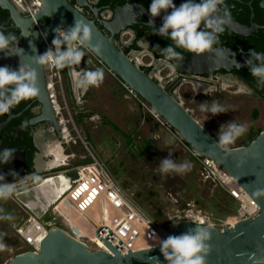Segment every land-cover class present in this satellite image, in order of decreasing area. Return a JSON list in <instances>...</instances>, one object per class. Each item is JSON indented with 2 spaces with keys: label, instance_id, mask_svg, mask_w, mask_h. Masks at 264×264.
I'll return each instance as SVG.
<instances>
[{
  "label": "water",
  "instance_id": "1",
  "mask_svg": "<svg viewBox=\"0 0 264 264\" xmlns=\"http://www.w3.org/2000/svg\"><path fill=\"white\" fill-rule=\"evenodd\" d=\"M40 1L41 6L37 10L31 8V16L29 10L14 0H0V7L10 13L15 27L21 30L24 38L23 42L14 43L9 51H0V67L6 66L18 71L20 65H30L36 70L39 88L36 97L43 107L41 116L33 122H50L57 130L61 126L59 104L47 82L45 65L36 64L34 57L43 54L51 46L57 27L67 30L75 25V20H83L92 28V43L102 41L101 52L94 54L104 66L142 97L193 152L200 157L214 159L228 171L259 205L260 211L255 217L242 220L234 226L204 225L211 233V239L208 241L211 250L206 257V264H264V129L249 145L229 148L230 152L224 151L216 145L217 138L190 113L179 97L148 75L118 48L112 38L107 37L68 0ZM44 17L50 19L48 24L42 23ZM83 58L80 65L68 69L74 98L78 93L76 73H81L84 67L90 70L97 66L90 59ZM4 125L6 124L0 125V129ZM3 151L0 143V153ZM53 168L40 166L33 176ZM0 175L4 177L0 184L14 183V187L32 176L28 174L23 153L13 154L6 163L0 162ZM194 227V223L180 222L169 229V235H180ZM103 242L110 252L104 249L90 250L84 242L74 238L63 228L54 226L49 228L38 252L19 253L5 264H157V259L159 264H167L160 252V246L124 252L108 239Z\"/></svg>",
  "mask_w": 264,
  "mask_h": 264
},
{
  "label": "rangeland",
  "instance_id": "2",
  "mask_svg": "<svg viewBox=\"0 0 264 264\" xmlns=\"http://www.w3.org/2000/svg\"><path fill=\"white\" fill-rule=\"evenodd\" d=\"M98 68L104 71V81L98 88L93 86L87 89L81 105L70 96L72 86L65 77L64 94L58 89L56 91L57 102L61 107L60 118L64 120V127L69 132L66 144L60 145L65 154L76 153V157L69 158L68 163L74 166L79 160H83L79 163L92 161L80 142H69V139H76L80 133L87 137L94 155L106 165L125 192L155 221L167 226L173 225L179 222L182 214L189 209H197L216 226L225 225L235 215L238 202L209 179L204 178L199 162L175 130L164 124L163 119L145 113L136 100L123 97L126 92L118 84L117 77L107 67L98 65ZM48 71L51 74L49 67ZM210 90L213 88H209ZM229 90L230 92L211 91L201 94L186 83L178 93L185 107L217 140L219 131L226 130L229 121L247 124V132L229 145V148H233L242 146L251 134H257L264 129V102L246 94L243 86L238 90ZM213 102L225 106L228 111L213 116L210 112L200 110L201 103L210 106ZM65 107L66 109H63ZM255 112H258V115ZM104 120L114 123L119 130H115ZM154 134L159 138H154ZM147 140H153L154 148L140 156ZM169 152L176 163L190 161L191 171L184 175H162L159 163L169 156ZM53 158L52 154L47 155L48 160ZM64 169L65 167H61L53 172ZM45 175L41 174L14 187L9 197L0 198V243L5 245V248L0 250L3 264L26 250L14 230V226L22 224L27 216L16 193L25 185L32 186ZM9 216L11 219L3 218ZM51 220L50 214L40 219L43 223ZM230 221L235 222L234 219ZM57 223L60 224L59 219Z\"/></svg>",
  "mask_w": 264,
  "mask_h": 264
},
{
  "label": "flooded vegetation",
  "instance_id": "3",
  "mask_svg": "<svg viewBox=\"0 0 264 264\" xmlns=\"http://www.w3.org/2000/svg\"><path fill=\"white\" fill-rule=\"evenodd\" d=\"M68 1L82 15L93 21L107 37L112 38L118 48L148 75L177 97H179L178 91L186 83L201 94L211 91L230 92V88L238 90L240 86L244 88L246 86V94H248L247 89H251L249 95L264 102V88L257 87L249 67L244 63L245 59L249 57L250 49L264 52V0H225V6L231 13L232 22L220 34V43L214 45V48L222 50L223 54L217 56L213 51L196 55L177 49L183 53L184 58L174 73L165 66L163 57L156 48L157 45L160 49L166 48L172 41L153 34V29L147 25L151 18L148 10L152 0ZM173 2L178 7L184 0H173ZM168 11L170 12L171 9ZM164 14L162 12L160 16L154 18L157 29L162 26ZM49 22L50 19L47 17L42 19L43 24ZM0 29H3L6 35L8 33L15 34L17 42H23L21 30L15 27L10 13L1 7ZM64 48L66 45L62 46V50ZM234 59L240 68H236ZM170 63H175V61ZM97 68L96 66L89 70L84 67L81 72L93 71ZM45 71L47 82L52 92L55 93L56 87L47 64ZM62 73L66 81L72 85L68 69H63ZM79 75L80 72H77L76 80ZM209 88H213V90L209 91ZM73 93L72 88L71 97H73ZM55 96L57 98L56 93ZM42 107L43 105L37 97H33L22 101L9 113L0 115V125L6 124L0 129V143L4 150L13 148L15 149L13 154L23 153L25 155L28 174L32 175L28 180L37 177L33 174L40 166L46 168L44 163L47 161V155L52 147H55L57 143H62V146L66 144L67 130H65L64 122L60 121L59 130L55 129L50 122H33L41 116ZM255 114L258 115V112ZM24 121H28V123L21 127ZM248 139L249 137L243 143Z\"/></svg>",
  "mask_w": 264,
  "mask_h": 264
},
{
  "label": "built area",
  "instance_id": "4",
  "mask_svg": "<svg viewBox=\"0 0 264 264\" xmlns=\"http://www.w3.org/2000/svg\"><path fill=\"white\" fill-rule=\"evenodd\" d=\"M14 1L29 10L31 16H33L31 8L34 7L37 10L41 6L40 0ZM85 52L86 55L83 59H90L97 66H104L94 53L88 50H85ZM47 66L51 70L54 80L55 93L58 89L60 93L64 94L62 70H58L54 66ZM117 79L121 88L126 92V97L136 100L148 115L162 119L142 97L124 81L118 77ZM77 90L75 100L81 105L86 91L78 87ZM77 97L80 98L77 99ZM67 104L65 98V105L67 106ZM63 109H66V107ZM60 112L61 107L59 105V120L64 122L60 118ZM164 124H166L165 121ZM68 137L69 134L66 141H68ZM71 141L75 144L80 142L82 148L87 150L92 158L89 164H79L80 161H83L79 160L77 165L71 166L68 159L75 158L76 153L66 154L68 157L66 162L43 173L42 175L50 174L40 177L32 186L25 185L24 188L21 187L22 189L16 193V197H18L27 215L22 224L14 226L16 235L26 247L23 252H38L49 228L54 226L63 228L71 236L84 242L90 250L104 249L109 252V248L103 242L104 239L118 245L124 252L158 247L159 240L166 239L169 236V229L173 225L180 222L194 223L187 218L190 215L198 220H204V225L216 226L210 218L197 209H189L185 214H182L180 221L173 225L167 226L155 221L125 192L106 165L94 155L87 137H83L79 133L76 139H69V142ZM191 153L199 162L204 178L209 179L216 186L223 189L230 198L238 202L236 213L231 218L235 222L232 223L229 219L225 225L234 226L236 223L253 218L259 213L260 208L257 202L236 182L228 171L212 158L200 157L192 150ZM61 167H65V169L53 172V170ZM24 183H27V181L21 184ZM41 186L47 187L36 197L38 203L36 206H33V204L31 206L29 199L19 198V195L33 196V190ZM46 214H50L52 220L43 223L40 219ZM57 219L60 220V224L57 223Z\"/></svg>",
  "mask_w": 264,
  "mask_h": 264
},
{
  "label": "clouds",
  "instance_id": "5",
  "mask_svg": "<svg viewBox=\"0 0 264 264\" xmlns=\"http://www.w3.org/2000/svg\"><path fill=\"white\" fill-rule=\"evenodd\" d=\"M129 7H132L129 5ZM171 9L169 12L168 10ZM150 19L147 25L153 29V34L171 40L172 43L166 48L160 49L156 46L163 57L165 66L174 73L184 56L182 49L188 53L201 55L205 52L215 51L217 56H221L222 50L215 49L214 45L220 43L219 36L226 26L232 22L231 13L225 6V0H184L178 7L173 0H152L149 6ZM165 13L162 17V26L155 27L154 18ZM203 25V27H201ZM55 36L51 41V46L41 55L34 57V62L40 66L50 65L58 70L73 69L81 63L86 55L85 50L99 54L102 50V41L92 43V28L83 20H75V25L67 30L57 27ZM17 42V36L13 33L5 34L0 29V51H9L11 46ZM66 48L62 50V46ZM234 57V54H232ZM175 61V63H170ZM245 65L249 67L251 76L255 79L258 88H264V52L255 49L249 50V57L245 59ZM236 68L240 65L235 61ZM104 81V71L97 68L93 71H83L75 81L76 87L87 91L89 87H99ZM246 88V86H245ZM251 89H247L251 94ZM39 93L37 87V72L30 65H20L19 70H12L8 67H0V115L9 113L10 110L22 101L36 97ZM208 94V93H206ZM202 112H210L213 116L226 113L228 109L213 102L210 106L201 103ZM28 121H24L21 127L26 126ZM223 127V125L221 126ZM248 130L247 124H238L229 121L226 130L218 133L219 139L216 145L226 152H230L229 145L233 144L239 137ZM154 138L158 139V136ZM15 149L7 148L0 153V162H8ZM192 163L184 161L176 163L169 156L159 163V171L162 175L175 173L184 175L191 171ZM4 177L0 175V181ZM14 190V183L0 184V198L9 197ZM11 219V217H3ZM195 227L180 235H169L166 239L159 240L160 252L167 261V264H206L211 246L208 243L211 233L202 219L189 216ZM175 224V223H174ZM5 245L0 243V250ZM157 264L159 260L157 259Z\"/></svg>",
  "mask_w": 264,
  "mask_h": 264
},
{
  "label": "bare ground",
  "instance_id": "6",
  "mask_svg": "<svg viewBox=\"0 0 264 264\" xmlns=\"http://www.w3.org/2000/svg\"><path fill=\"white\" fill-rule=\"evenodd\" d=\"M67 130V129H65ZM69 132L66 131V134L68 135ZM66 139V138H65ZM49 154H52L54 156V158L50 161H47L45 164V166H52V167H57V166H60L61 164H63L64 162H66L67 160V156L65 154V152L63 151V148L62 146L57 143L55 145V147H52L50 150H49ZM47 186H41L40 188L36 189V190H33L34 192V195L33 196H27V195H19V198L20 199H23V198H26V199H29L31 202H30V205L32 206H36L37 203V199L36 197L38 195H40V192L44 191V189L46 188ZM100 244H102V242H100Z\"/></svg>",
  "mask_w": 264,
  "mask_h": 264
},
{
  "label": "trees",
  "instance_id": "7",
  "mask_svg": "<svg viewBox=\"0 0 264 264\" xmlns=\"http://www.w3.org/2000/svg\"><path fill=\"white\" fill-rule=\"evenodd\" d=\"M105 123L109 124L110 126H112L115 130H119V127L117 125H115L112 122H109L107 120H104ZM260 133V131L257 134H251V136L249 137V139L244 143V145H249L251 143V141L254 139V137H256L258 134ZM154 148V142L153 140H147L145 147L143 149H141L140 151V156H144L147 152L151 151ZM91 161L88 162H83V163H79V164H89ZM0 264L2 263V258L0 256Z\"/></svg>",
  "mask_w": 264,
  "mask_h": 264
},
{
  "label": "crops",
  "instance_id": "8",
  "mask_svg": "<svg viewBox=\"0 0 264 264\" xmlns=\"http://www.w3.org/2000/svg\"><path fill=\"white\" fill-rule=\"evenodd\" d=\"M118 81V80H117ZM118 84H119V81H118ZM120 85V84H119ZM87 92V91H86ZM85 92V94H86ZM123 97H125L126 99H132V98H129V97H126V95H123Z\"/></svg>",
  "mask_w": 264,
  "mask_h": 264
}]
</instances>
